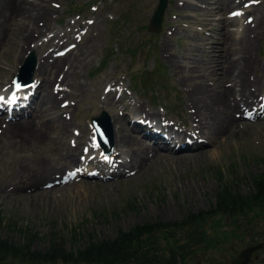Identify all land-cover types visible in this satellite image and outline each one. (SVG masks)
Returning <instances> with one entry per match:
<instances>
[{"label": "rangeland", "instance_id": "obj_1", "mask_svg": "<svg viewBox=\"0 0 264 264\" xmlns=\"http://www.w3.org/2000/svg\"><path fill=\"white\" fill-rule=\"evenodd\" d=\"M29 1L31 0H0V9L6 8L9 3L17 6L28 4ZM33 1L34 5L41 3L43 9L51 12L48 18L44 19V27L41 26L42 29L46 26L48 29L40 36L39 43H43L58 30H61L58 34L71 37L70 40L59 42L53 52L58 50L56 48L62 49L68 43L74 42L75 37L76 41H79L73 50L77 55L80 44L95 34L96 37L93 39L91 52L85 58L89 64L81 67L73 76L85 83L87 88L77 91V95H72L74 91L70 86H64L62 101L67 100L69 106L58 107V113L68 118L71 128L69 127V133L62 137L61 141L56 139L55 143L58 145H52V151L49 150L51 147L48 140L39 143L31 140L24 131H17L16 134L9 135L10 139L6 138L2 134L7 122L0 121V236L22 244L25 242L23 231L33 234L35 238L31 241L30 248L43 251L49 246L51 232L64 239L69 238L72 230L82 237L91 233L97 239H106L112 237L116 229H125L135 223L158 219L172 222L188 212L207 211L214 203V192L220 185L234 183V188L240 193H248L250 176L264 172V116H256L255 119L241 117H248V114H245L247 110L242 115H233L235 121L229 127L227 139L222 145H208L206 148H210L212 152L196 160L182 162L170 160L167 156L166 162L156 159L144 173L131 176L129 174L116 177L117 179L106 178L108 181H97L102 179L82 175L81 182L75 183V186L69 185L68 180L66 186L56 184V188L61 189L53 192L49 187H45L44 183L48 182L46 179L41 180V184L35 183L18 189L15 188V180L12 177L16 170L20 169L19 172L22 171V175L29 178L43 163L59 167L61 173L69 169L70 165L80 164V146L89 144V119L107 108L103 107L102 103V86L108 80L122 82L128 88L123 92L126 94V100L143 101L146 110L159 112L171 123L177 122L181 127L183 116L188 119L183 113L186 96L184 89L205 84L214 89V94L219 90L218 83L208 84L205 78L208 70L205 64L202 67L204 59L217 54L216 47L208 54L206 46H215L221 41L219 10H222L223 14L229 9L240 11L242 20L235 17L238 20L233 22L238 27L239 23L245 22V17L254 18L255 13L251 11L254 2L264 5V0H245L248 2L239 6L231 2L228 7L224 6V2L228 0H167L160 28L154 31L156 35L150 36V42H147L149 35L146 28L157 0ZM249 4L251 5L247 7ZM93 7H96L95 10H92ZM18 12L15 10L7 17L6 22L18 17ZM88 20H93V23L88 24ZM10 27L6 31L13 36L19 29L17 25ZM234 27L235 24L230 28ZM171 29L173 32L170 36L168 32ZM256 41L250 57L261 61L264 60V40ZM154 44L155 48L152 47ZM35 50L32 48L21 54L14 69L15 73L24 56L30 51L35 53ZM167 55L176 60V68H172ZM237 56L238 53L232 54V59ZM102 62L105 64L101 65ZM2 66L8 68L6 64ZM150 68L155 71L147 74L150 77L147 84H151V87L146 91L140 90L135 84V74L140 71L146 74ZM54 72L56 70L49 72L50 83L53 81ZM44 75L42 77L47 78L46 74ZM248 76L251 79L260 78L262 70L259 66L250 67ZM31 78L32 81L39 78L35 69ZM54 89L57 90L55 87ZM67 95L71 97L68 99ZM95 96L97 101L92 103L93 97L96 100ZM262 97L261 94L260 106L263 104ZM129 101H123V104ZM106 103L111 106L107 99ZM110 108L112 110V107ZM140 109H143V105ZM129 112L131 111L126 110L124 115H129ZM116 113L115 115H118L119 111ZM23 118L25 116H15L13 121ZM123 121L125 124V119ZM239 124H243L242 127H239ZM183 126H186V123ZM72 127L78 133L74 132V135L81 144L74 152L71 151L75 154L72 161H63L59 158V153L54 152V148H59L62 143L67 147L69 141L76 139L72 134ZM128 129L134 131L129 127ZM113 145L110 155L116 156L117 148L115 150ZM85 156L86 153L83 158ZM119 160L121 158L117 157L116 161L120 162ZM88 169L90 168L86 165V170ZM218 173L222 176L219 183ZM26 183L29 184L28 181ZM63 186L65 188H62ZM30 187L33 189L26 191ZM206 220L201 223L204 238L197 246L190 247L193 252L183 264H229L237 252L251 243H261V248L250 255L249 264H264V206L236 221L224 216H212ZM65 247L72 248L69 243ZM53 264L63 263L56 261Z\"/></svg>", "mask_w": 264, "mask_h": 264}, {"label": "bare ground", "instance_id": "obj_2", "mask_svg": "<svg viewBox=\"0 0 264 264\" xmlns=\"http://www.w3.org/2000/svg\"><path fill=\"white\" fill-rule=\"evenodd\" d=\"M231 2L239 6L245 0H228L226 3L224 2V6L228 7ZM40 4L34 5V1L31 0L28 4H19L17 6L9 3L6 8L2 7L0 9V110L5 103L13 104L12 113L16 112L14 107H17L18 111L23 112L33 105L26 112L27 116L25 118L6 123L7 125L4 127L2 135L10 139V134L24 131L25 134L30 136L31 140L39 143L45 142V139L48 140L51 147L49 150L52 151V145L56 144V139L61 141L62 137L69 133V127L71 128L68 118L58 113L60 95L65 90L61 85H69L76 92L87 88L85 83L73 76L76 75L81 67L84 68L86 64H89L88 61H85V58L91 52L93 39L96 34L80 44L77 55H75L73 50L78 46L79 41L75 43L74 47H68L63 54H60L61 56L52 54L54 47L59 42L70 40L71 38L70 35H60L57 32H54L43 43L38 42L34 44V47H30V43L47 32L48 29L47 26L45 29H42L41 26L44 25V19H47L48 14L51 12L43 9ZM251 7V11L255 13L251 22L239 23V26L234 29H229L234 19L231 18L229 20L226 15L227 12L223 14V11L219 10L221 18L218 20V24L219 29H222V37L221 39L219 38L221 41L218 45L206 46L207 53L212 51L213 47H216L217 54H214V57L208 56L202 64V67L205 64V68L208 70L206 74L204 73L208 84L218 83L219 90H217V94H214L212 91L214 89L210 85L207 86L205 84L194 85L190 90H185L183 113L186 114L188 119L183 116L181 124L183 126L186 123V126L181 128L177 122L171 123L162 114L154 111V114H151L150 117L147 116L146 121L144 117H141L144 121L139 123L137 120L140 113L131 112L130 116L133 119L131 118L130 120L142 130L138 132L132 129L134 131H130L128 126L122 123L123 115H121V109H140L142 103L130 100L123 104L124 95H115L114 83H111L107 89L106 99L111 102L110 107L113 110V114L110 113L109 119L113 129L112 141H114V145L117 148L116 156L110 154L106 157L86 155L79 162H87L96 169H105L106 174L116 178L129 174L131 176L144 173L156 159L166 162L167 156L170 160L182 162L196 160L212 152L210 148H206L208 145L209 147H218L227 139L228 129L235 121L233 115L243 114L245 110H247L245 114H248V117H256L263 114L264 60L255 61L251 59L250 52L256 40H258L256 42L264 40V5L256 2ZM15 10L19 11L16 14L18 17L6 22L7 17ZM238 18L240 20L241 17L238 16ZM235 20L238 19L235 18ZM15 25L18 26L19 30L11 36L6 29ZM172 32L169 31L168 33L171 35ZM29 48H34L38 51L34 69L36 76H39L40 80L24 92V97L18 93L11 97L9 88L14 77V69L18 64V59L20 60L21 58V54ZM235 53H238V56L236 59H232V54ZM71 56L72 58H70ZM166 58L171 63L172 68L177 67L176 60L173 57L167 55ZM2 64L8 65V68H4ZM257 66L262 70V76L251 79L248 76V71L250 67L256 68ZM51 70H56V72H54L53 81L50 83L49 72ZM44 74H46L47 78H44ZM226 79L228 80L226 81ZM56 83L60 85V89H54ZM36 87L39 90L38 96L32 101ZM261 94L263 96V104L260 106ZM93 102H95L94 99ZM251 108L253 109L249 112ZM116 111H119L118 115H115ZM1 118L3 119V117H0V121L4 122ZM242 125L239 124V127H242ZM72 134L74 135L73 127ZM75 138L77 140L69 141L67 147L62 143L59 148H54V152L59 153V158L63 161H72L75 155L73 152L80 146V140L77 136ZM92 138L93 136L91 140ZM188 150L194 152H188ZM186 151L188 153H182ZM117 157L121 158L120 162L116 161ZM74 166L70 165L69 168ZM16 171L12 179L15 180V188L17 187L18 189L35 183L41 184L40 181L43 179L48 182L53 179L58 180L62 174L59 167L48 163H43L29 178L24 177L25 175H22L23 172H19L20 169ZM60 181L62 180L60 179ZM78 182H81V179L77 175L69 179V185L75 186V183ZM58 185L66 186V183ZM65 186L62 188H65ZM32 187L26 191L33 189ZM56 187L57 185H53L49 189H51V192L61 189Z\"/></svg>", "mask_w": 264, "mask_h": 264}, {"label": "trees", "instance_id": "obj_3", "mask_svg": "<svg viewBox=\"0 0 264 264\" xmlns=\"http://www.w3.org/2000/svg\"><path fill=\"white\" fill-rule=\"evenodd\" d=\"M221 179L218 173V183ZM249 183L246 195L232 184L220 185L214 192V206L207 211L189 212L173 222L136 223L106 239L91 233L82 237L73 230L64 239L51 232L49 246L37 251L30 248L33 234L23 231L22 244L0 236V264H183L193 252L190 247L204 238L201 223L206 219L224 216L236 221L264 206V172L252 175ZM67 243L71 249L65 247Z\"/></svg>", "mask_w": 264, "mask_h": 264}, {"label": "water", "instance_id": "obj_4", "mask_svg": "<svg viewBox=\"0 0 264 264\" xmlns=\"http://www.w3.org/2000/svg\"><path fill=\"white\" fill-rule=\"evenodd\" d=\"M165 3H166V0H158V4L156 5V8L154 9L151 15L149 27L153 30L157 29L159 25V22L161 20V14L164 9ZM31 63H32V60L30 63L27 62L26 64H24V68L26 69V72L27 73L30 72L28 74V80H29L30 74L32 73V69H33V63L32 64ZM93 122L95 123V126L98 129L99 139L102 140V133H103L102 127L100 126V123L96 119H94ZM259 248H261V244L250 245V246L243 248L241 251H239V253L234 258H232V260L230 261V264H247L250 254L258 250Z\"/></svg>", "mask_w": 264, "mask_h": 264}]
</instances>
